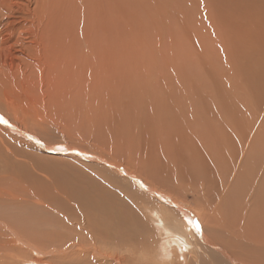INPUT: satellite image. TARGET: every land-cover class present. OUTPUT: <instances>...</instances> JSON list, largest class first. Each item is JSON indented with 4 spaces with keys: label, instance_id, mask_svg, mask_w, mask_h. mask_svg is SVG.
I'll list each match as a JSON object with an SVG mask.
<instances>
[{
    "label": "rangeland",
    "instance_id": "obj_1",
    "mask_svg": "<svg viewBox=\"0 0 264 264\" xmlns=\"http://www.w3.org/2000/svg\"><path fill=\"white\" fill-rule=\"evenodd\" d=\"M0 21V264H141L151 210L232 192L219 230L264 252V0H0Z\"/></svg>",
    "mask_w": 264,
    "mask_h": 264
},
{
    "label": "bare ground",
    "instance_id": "obj_2",
    "mask_svg": "<svg viewBox=\"0 0 264 264\" xmlns=\"http://www.w3.org/2000/svg\"><path fill=\"white\" fill-rule=\"evenodd\" d=\"M9 3V2H8ZM36 3V2H35ZM13 4V3H12ZM8 5V4H7ZM10 5V3H9ZM14 5V4H13ZM12 5V7H13ZM11 6V5H10ZM8 7V6H7ZM13 10V9H12ZM39 10V9H38ZM14 11V10H13ZM49 14V13H48ZM46 18V16H45ZM1 22V21H0ZM8 24V23H7ZM16 25V24H15ZM27 25H25V28H26ZM16 27V26H15ZM27 29V28H26ZM1 30V29H0ZM1 33V32H0ZM65 39V38H64ZM69 40V39H68ZM62 47V46H61ZM56 52V51H55ZM40 54V53H39ZM77 59V58H76ZM78 65V64H77ZM47 70V69H46ZM251 75V74H250ZM245 76V75H244ZM16 77V75H15ZM67 82V81H66ZM79 82V81H78ZM47 85V84H46ZM9 87V86H8ZM252 94V93H251ZM228 96V95H227ZM249 96V95H248ZM249 99V98H248ZM7 100V99H6ZM5 101V100H4ZM91 101V100H90ZM253 101V100H251ZM255 101V100H254ZM11 102V101H10ZM236 102V101H235ZM250 102V101H249ZM5 104V103H4ZM66 106V105H65ZM77 106V105H76ZM96 106V105H95ZM200 108V107H199ZM9 110V109H8ZM68 110V109H67ZM247 110V109H246ZM15 114V113H14ZM244 114V113H243ZM227 116V115H226ZM253 116V115H252ZM246 117V116H245ZM254 117V116H253ZM43 119V118H42ZM225 122V121H224ZM235 123V122H234ZM193 125V124H192ZM238 126V125H237ZM253 126V125H252ZM249 127V126H248ZM254 128V127H253ZM260 129V128H259ZM258 130V129H257ZM40 131V130H39ZM162 131V130H161ZM194 131V130H193ZM256 133V132H255ZM259 133V132H258ZM242 134V133H241ZM228 135V134H227ZM237 135V133L235 134ZM245 135V134H244ZM238 136V135H237ZM246 136V135H245ZM225 137V136H224ZM263 137V135H262ZM227 138V137H226ZM198 139V138H197ZM254 139V138H253ZM239 140V139H238ZM195 141V140H194ZM207 141V140H206ZM169 142V141H168ZM192 142V141H191ZM243 142V141H242ZM249 142V141H248ZM264 143V141H262ZM181 144V143H180ZM240 144V143H239ZM252 145V144H251ZM60 146V145H59ZM62 146V145H61ZM160 146V145H159ZM162 146V145H161ZM200 146V145H199ZM227 146V145H226ZM237 146V145H235ZM256 146V145H255ZM257 147V146H256ZM62 149V148H61ZM239 149V148H238ZM249 149V148H248ZM251 149H253V145L251 146ZM259 150L258 154L260 155V153L264 154V144L261 143L260 146H258L257 148ZM254 147V152L255 150ZM193 150V149H192ZM253 150H251L253 152ZM257 150V151H258ZM191 151V150H190ZM198 152V150H196ZM248 151V150H247ZM245 152V153H248V152ZM129 152V151H128ZM244 152V150H243ZM242 152V153H243ZM250 152V150H249ZM251 152V153H252ZM244 153V155H245ZM253 157H254V153H252ZM257 154V153H256ZM257 154V155H258ZM248 155H251L248 153ZM247 155V156H248ZM136 156V154H135ZM138 156V155H137ZM243 156V155H242ZM251 156V157H252ZM17 157H18V154H17ZM87 157V156H86ZM176 157V156H175ZM234 157V156H233ZM236 157V156H235ZM130 158V157H129ZM200 158V157H199ZM237 158V157H236ZM244 158V157H243ZM247 158V157H246ZM249 158V157H248ZM255 158V157H254ZM192 160V159H191ZM195 160V158H194ZM247 160V159H245ZM244 160V161H245ZM253 160V159H252ZM235 161V159H234ZM250 161V160H249ZM228 162V161H227ZM256 162V161H255ZM246 163V162H245ZM252 163V162H251ZM258 163V162H257ZM263 164V162H262ZM261 164V165H262ZM136 165V164H135ZM245 165V164H244ZM242 166L244 169L247 168L245 166ZM251 165V164H249ZM226 166V165H225ZM231 166V165H230ZM229 166V168H230ZM235 166V165H234ZM233 166V167H234ZM248 166V165H247ZM252 166H253V163H252ZM187 167V166H186ZM227 167V166H226ZM261 167V166H260ZM255 169V166L253 167ZM253 168H250L251 170ZM263 168V167H262ZM220 169H221V166H220ZM249 169V168H247ZM231 170V169H230ZM243 170V169H242ZM240 169V171H242ZM251 170H243L245 172H242L241 174V177L240 178H243V177H247L248 176V173L251 171ZM206 172V171H205ZM230 172V171H229ZM254 172H251L249 173L250 177L252 176L253 178V175H254ZM209 173V172H208ZM15 174V173H14ZM217 174V173H216ZM215 174V175H216ZM233 174V173H231ZM253 174V175H251ZM214 175V176H215ZM224 175V174H223ZM257 175V174H256ZM141 176V175H140ZM205 176V180L204 177ZM203 182L205 181H208L206 180V177L208 178V174L207 172L205 173V175H203ZM232 176V175H230ZM255 176V175H254ZM132 177V176H130ZM226 177V176H225ZM255 178V177H254ZM229 179V178H228ZM256 179V178H255ZM227 180V179H226ZM231 180V178H230ZM234 180V179H233ZM237 180V179H235ZM254 180V179H253ZM258 180V179H257ZM238 181V180H237ZM243 182V180H241ZM250 181V180H249ZM255 181V180H254ZM202 182V183H203ZM223 182V181H222ZM234 182V181H233ZM244 182H247V181H244ZM207 183V182H206ZM248 183H255V182H248ZM198 184H201V183H198ZM206 185V184H205ZM209 185V184H208ZM221 185V184H220ZM229 185V184H228ZM143 186V185H142ZM201 186V185H200ZM225 186V185H224ZM235 186H237L235 184ZM254 185H252L251 187H253ZM183 187V186H182ZM215 187V186H214ZM234 187V186H233ZM231 187V188H233ZM248 187V186H247ZM246 187V188H247ZM263 187V186H262ZM224 188V187H223ZM227 188H230L227 186ZM257 188V187H256ZM165 189V188H164ZM202 189V188H201ZM205 189V188H204ZM222 189V188H221ZM226 189V188H225ZM238 189V188H237ZM252 189V188H250ZM178 191L179 188H177ZM223 190V189H222ZM227 190V189H226ZM229 190V189H228ZM239 190V189H238ZM249 190V189H248ZM247 190V192H249ZM204 191V190H203ZM218 191V190H217ZM225 191V190H224ZM223 191V192H224ZM172 192V191H171ZM257 192V191H256ZM162 193V192H161ZM231 193V192H230ZM241 193V192H240ZM239 193V194H240ZM246 193V192H245ZM172 194V193H170ZM228 194V193H227ZM235 194L236 192H232L229 197H223L222 196V199L221 201L216 205V206H213L211 205L210 203V206H209V209L208 207L206 209H203L201 211V216L202 217H198L194 215V213L188 209L187 211L184 210V212L181 214L178 213H175L173 211H171L169 208L167 207H162V208H159L157 210H151V214H153V218L157 220L156 224H158V230L161 232L162 234V238L163 240L161 241V243L159 244V247L157 248V251L156 253L152 256L151 254V258L149 260H147L146 258V262L145 261H141L142 263L144 264H191V261L195 260L196 262H198V264H203L204 262H206V259H209V260H212V261H216V263L218 264H264V258H261V257H264V252L261 251L262 248H258L259 246L256 247V245L252 248H249V250H247V252H238L237 251V248L236 246L230 242V237H228V240H226L225 236L222 235L221 231L219 230L220 228V223L222 225L225 224L221 222V218L222 216L220 215L221 214V209H223V207H221L220 204H224V202H228V203H231L232 204V201L235 200ZM253 194V193H252ZM162 198L163 200H166V201H169L170 198H164V194H162ZM176 195V194H175ZM238 195V194H237ZM247 195V194H246ZM255 195V194H253ZM251 195V196H253ZM168 196V195H166ZM178 196V195H177ZM212 196V195H210ZM224 196H227V195H224ZM257 196V195H256ZM260 196H263L260 195ZM158 197V196H157ZM171 197V196H169ZM237 197V196H236ZM173 198V197H172ZM171 198V199H172ZM203 198V197H202ZM242 198V197H241ZM214 199V198H212ZM237 200L239 199L236 198ZM73 200V199H72ZM175 200V199H174ZM215 200V199H214ZM262 199H260V202H261ZM244 201V200H243ZM264 201V200H263ZM176 202H179L178 200H176ZM238 202V201H237ZM164 203H167V202H164ZM163 203V204H164ZM162 204V205H163ZM176 204V203H175ZM254 204V203H253ZM257 204V203H256ZM169 205V203H168ZM238 205V204H237ZM158 206V205H157ZM165 206V205H163ZM248 206V205H247ZM256 206V205H255ZM254 206V207H255ZM258 207V206H257ZM246 208V207H245ZM115 210V209H114ZM193 210V208H192ZM196 210V209H195ZM193 210V211H195ZM199 210V209H198ZM211 212H210V211ZM109 211V210H108ZM107 211V212H108ZM119 212V211H118ZM263 212V210H262ZM115 213V212H114ZM197 213V212H196ZM261 213V211H260ZM120 215V214H119ZM219 215V216H218ZM107 216H109L107 214ZM111 216V215H110ZM106 217V216H104ZM221 217V218H220ZM12 220V219H11ZM106 220V219H105ZM108 221V220H107ZM189 221H192L193 223H189ZM264 222V220H261ZM8 222V221H7ZM195 222H198L199 225H201L202 227H200V231H197L196 228L193 226V224ZM14 223V222H13ZM106 224V223H104ZM260 224V223H259ZM12 228H10V230L12 232H15L18 231L17 227L15 224H11ZM108 227H110L111 229V233H110V230L109 229H106L107 231H109L108 233H110V235L105 232V236L107 237V241L108 242H111V243H114V244H124L125 241V238H124V231L126 229H128L129 226L125 225L123 226L121 223H118L117 225H107ZM135 226V225H134ZM264 226V225H263ZM221 229V228H220ZM19 232V231H18ZM223 232V231H222ZM101 234V237H102V234H104L103 232L100 233ZM230 234H232L230 232ZM90 235V234H89ZM246 235V234H244ZM228 236H229V233H228ZM233 237V236H232ZM236 237V236H235ZM19 238V237H18ZM245 238V237H243ZM247 238V237H246ZM7 239V238H6ZM89 239V238H87ZM95 239V238H94ZM241 239V238H240ZM100 240V239H99ZM104 240V239H103ZM102 240V241H103ZM234 240V239H233ZM105 241V240H104ZM34 242V241H33ZM40 242V241H38ZM92 242V241H91ZM250 242H257V238L252 241V240H249V243ZM28 243V242H27ZM25 243V244H27ZM95 243V242H94ZM259 245H260V242H258ZM29 244V243H28ZM8 245V244H7ZM35 245V243H34ZM32 245V246H34ZM79 245V243H78ZM116 246V245H115ZM136 246V245H135ZM245 246V245H244ZM11 247V246H10ZM147 247V246H146ZM87 248V247H86ZM236 248V249H235ZM156 249V248H155ZM240 249V248H239ZM135 250V248H134ZM150 250V249H149ZM241 250V249H240ZM87 251V250H86ZM97 251V249L95 250ZM146 251L148 252V250L146 249ZM144 249H143V252L145 253L146 252ZM137 251H135V254H136ZM249 252V253H248ZM129 253V252H128ZM143 253V254H144ZM149 253V252H148ZM147 253V254H148ZM79 254V253H78ZM142 254V255H143ZM87 255V254H86ZM110 255V254H109ZM108 255V256H109ZM134 255V254H133ZM132 255V256H133ZM10 256V255H9ZM85 256V255H84ZM94 256H95V253H94ZM108 256L106 258V261H108ZM116 256V255H115ZM144 257H146L145 255H143ZM213 256V259L212 257ZM261 256V257H260ZM142 257V256H141ZM70 258V257H69ZM78 258H80V256L78 255ZM89 258V257H88ZM93 258V255L90 256V259ZM143 258V257H142ZM1 259V258H0ZM12 259H17L15 258L13 255H12ZM73 259V258H72ZM132 259V258H131ZM134 259V258H133ZM136 259V257H135ZM143 259V260H144ZM2 260V259H1ZM34 260V259H33ZM71 260V259H70ZM87 260V261H88ZM100 260V259H99ZM115 263L116 264H127L126 262V259L124 257L122 258H119V257H115ZM17 261V260H16ZM21 261V260H20ZM73 261V260H72ZM105 261V260H104ZM134 261V260H133ZM137 261V260H135ZM11 262V261H10ZM42 261H37V260H34L32 261V264H39L41 263ZM62 262V261H61ZM103 262V261H101ZM43 263V262H42ZM108 263V262H107ZM111 263V262H110ZM141 263V264H142ZM213 263V262H212ZM17 264V263H16ZM48 264V263H46ZM90 264V263H89ZM196 264V263H195ZM206 264V263H204ZM209 264V263H208Z\"/></svg>",
    "mask_w": 264,
    "mask_h": 264
},
{
    "label": "snow or ice",
    "instance_id": "obj_3",
    "mask_svg": "<svg viewBox=\"0 0 264 264\" xmlns=\"http://www.w3.org/2000/svg\"><path fill=\"white\" fill-rule=\"evenodd\" d=\"M0 122L7 123V121H3L2 118H0ZM59 150L63 151V149H59ZM189 223H193V222H192V221H189ZM193 226L196 228L197 231H200V225H199L198 222H195V223L193 224Z\"/></svg>",
    "mask_w": 264,
    "mask_h": 264
}]
</instances>
